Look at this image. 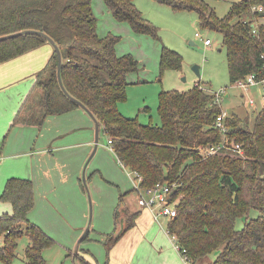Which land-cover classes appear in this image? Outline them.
I'll return each instance as SVG.
<instances>
[{
  "label": "trees",
  "instance_id": "trees-1",
  "mask_svg": "<svg viewBox=\"0 0 264 264\" xmlns=\"http://www.w3.org/2000/svg\"><path fill=\"white\" fill-rule=\"evenodd\" d=\"M155 1L176 11L196 12L199 27L222 35L231 84L251 73L258 79L264 77V25L255 22L264 10H252L258 6L264 9V0L234 2L223 17H218L206 0ZM102 2L118 22H127L133 32L161 43V74L181 67L182 57L162 44L158 28L143 17L134 0ZM22 30L42 31L54 40L61 53L64 88L92 112L101 131L113 142L119 163L142 176L141 186L152 187L163 181L175 185L172 199L177 200V213L166 228L185 250L189 264L209 255L214 258L206 264H264V105L251 123L249 117L227 115L228 146L207 157L206 149L223 141L215 127L222 107L215 94L204 87L161 91L159 125L143 124L119 111L118 103L126 99L128 75L138 72V62L131 54L117 55V36L98 35L92 0H0V37ZM43 44L49 43L34 34L2 39L0 64ZM51 48L47 63L34 75L35 87L43 95L35 105L28 99L21 116L22 121L37 126L48 115L80 108L59 86L57 56ZM232 144L240 146L241 154L232 150ZM0 200L12 207L10 214L0 215V264H11L16 258L22 236L28 238L22 264H45L43 251L53 240L28 219L34 206L32 181L8 178ZM122 205L120 195L115 221ZM251 210L258 211L255 218H249ZM123 211L124 227L115 226L112 233L105 234L107 255L134 226L138 215L126 208ZM241 217L245 222L237 229L236 220ZM78 259L80 264H96Z\"/></svg>",
  "mask_w": 264,
  "mask_h": 264
},
{
  "label": "rangeland",
  "instance_id": "rangeland-1",
  "mask_svg": "<svg viewBox=\"0 0 264 264\" xmlns=\"http://www.w3.org/2000/svg\"><path fill=\"white\" fill-rule=\"evenodd\" d=\"M229 1H210L218 17H223L228 12ZM134 3L143 17L158 28L162 44L179 53L182 57V65L179 69H168L161 74L158 64L161 43L149 35L133 32L127 22H118L113 18L102 0H92V7L97 17V32L101 36L108 33L117 36L119 39L116 45L117 55L131 54L138 62V72L131 73L128 77L126 99L118 103V109L124 116L137 118L143 124L159 125L160 118L157 113L159 93L168 90L186 91L195 83H199L204 89L213 93L221 90L228 93L229 98H223L221 101V107L225 112H235L244 117L246 111L249 115L258 111V107L255 110L253 108L246 110L247 106L244 105L246 97L243 96L242 90L229 81L222 35L214 30L199 27L196 12L176 11L155 0H134ZM196 32L201 36L197 37ZM204 39H209L212 44L206 46ZM195 67H198L199 75L195 72ZM42 95L41 89H36L30 95L29 104L38 103ZM84 117L88 119L85 113ZM77 118L83 121L82 117ZM251 121L252 119L249 118V123ZM107 139L108 136L100 132L97 146L95 150L92 149L84 162L79 176L80 180H76V185L83 196L77 194V196L69 197L68 205L73 216L75 213L78 215L81 205L87 210V217L82 222L85 224V229L88 227L89 231L82 242L78 243V240L83 234L77 240L73 235L75 220L68 219L57 208V204L52 201L51 197H47L48 201L43 198L44 201L35 210L34 196L32 209L45 218L41 220L44 226L36 224L53 240V244L43 251L45 264H80L78 257H85V255L93 258L98 264L107 261L106 250L101 241L102 235L113 232L114 212L119 202V195L129 191L133 192L134 184L132 172L120 165L114 152L108 146ZM40 196L41 194L38 195V199ZM131 197L136 200L133 193ZM96 202H98L97 205ZM45 203L55 207L54 210L47 208L49 216L44 207ZM121 209L120 219L125 216L123 211L125 207ZM37 213H34L35 216ZM257 215L258 211L251 210L248 216L255 218ZM161 221L163 227L166 228L168 219L161 218ZM244 222L245 218H238L236 228L241 229ZM73 242L75 244L72 246ZM27 243L26 236L18 240L17 256L11 264H22L23 249ZM76 248L78 256L75 258ZM212 256L209 255L206 259L209 260ZM206 259L196 264H206Z\"/></svg>",
  "mask_w": 264,
  "mask_h": 264
},
{
  "label": "crops",
  "instance_id": "crops-1",
  "mask_svg": "<svg viewBox=\"0 0 264 264\" xmlns=\"http://www.w3.org/2000/svg\"><path fill=\"white\" fill-rule=\"evenodd\" d=\"M206 1L211 6V0ZM238 1L240 0H230L229 4L231 6L232 3ZM255 22L264 25V12L263 16L258 17ZM98 35L101 36L99 33ZM211 44L210 41V44L206 46ZM51 51L49 44H43L0 64V195L8 178L30 179L34 189L35 210L40 207V203L44 201L43 198L48 201L47 197H51L52 201L57 204V208L68 219L75 220L73 235L77 240L84 232L85 224L82 221L87 217V210L81 205L78 215L75 213L73 216L68 205L69 197L77 196V194L83 196L76 185V180H80L82 166L94 148V122L81 108L64 114L48 115L41 126L21 120L26 101L38 89L35 87L34 75L45 66ZM195 85L200 84L195 83ZM242 93L246 97V103H244L247 106L246 110L250 108L255 110L256 107L260 110L264 105V94L259 85L251 87L248 92L242 91ZM229 96L228 93H223L220 105L223 98H229ZM250 98L253 100V106L249 103ZM82 112L88 117L87 120ZM226 113L227 115L228 113L235 114L242 119L251 116L249 118L252 119L256 112L249 115L246 111L244 117L235 112ZM78 116L82 117L83 121H80ZM100 132H102L101 128H99V134ZM68 191L69 193L66 194ZM132 191L120 195H123L122 208L125 207L130 212H138L134 226L122 234L108 255L106 253L107 261L102 264H189L166 233L161 221L163 217L156 220L151 209L139 206L137 194L134 189ZM131 193L136 196V200L132 199ZM44 207L53 208V210L55 208L52 204L47 205L46 203ZM11 212V205L1 201L0 215ZM34 213L37 212L33 209L28 213L29 221L35 225L44 226V222H41L45 219L43 215L37 213L35 216ZM46 213L50 215L48 209ZM124 220V216L117 221L114 220V228L115 226L118 229L123 228ZM37 226L40 228L39 225ZM102 237L103 242L105 235ZM74 244L75 242L72 246ZM74 256L76 258L78 252ZM85 257L82 256L87 261L98 264L93 258L86 255ZM213 258L214 256L209 260L205 259L209 262Z\"/></svg>",
  "mask_w": 264,
  "mask_h": 264
},
{
  "label": "built area",
  "instance_id": "built-area-1",
  "mask_svg": "<svg viewBox=\"0 0 264 264\" xmlns=\"http://www.w3.org/2000/svg\"><path fill=\"white\" fill-rule=\"evenodd\" d=\"M252 10L262 12L264 9L262 6H258V7H253ZM196 36L200 37L201 35L198 32H196ZM204 44L209 45L210 40L204 39ZM234 84L244 92H248L251 87L259 85L262 90V93L264 94V77L258 79L256 75L253 73L248 74L244 78L237 80ZM222 93H224L223 90L217 93H214L216 96V102L219 105H220V96H222ZM249 103L250 105L253 106L252 98H250ZM226 116H227V113L222 110V112L216 118L215 127L220 130L222 137H223V141L218 147L206 149L205 156L207 157L215 154L221 148H226V146H228L227 144L228 140L225 135L227 129L224 123V119ZM107 144L110 147V149L113 151V142L111 141L110 138H108ZM231 148L233 151L239 154H241L242 152L240 146L237 144H232ZM130 172H132V175L134 176L133 189L137 194L138 205L141 207H146V208L151 209V211L153 212L154 218L156 220H159V218L161 217L167 218L168 221L173 219L177 213V210H176L177 200L172 199L173 188L175 185L168 181H163V182H157L152 187L143 188L141 186L142 176L136 171L130 170ZM164 229L166 233L170 236L175 248L181 253L184 260H186V257L183 254L185 250L180 248L179 245L176 243L175 236L171 235L169 231L167 230V228H164Z\"/></svg>",
  "mask_w": 264,
  "mask_h": 264
},
{
  "label": "water",
  "instance_id": "water-1",
  "mask_svg": "<svg viewBox=\"0 0 264 264\" xmlns=\"http://www.w3.org/2000/svg\"><path fill=\"white\" fill-rule=\"evenodd\" d=\"M24 34H34V35H38L42 38H44L52 47H53V50L55 51L56 53V56H57V79H58V83H59V86L62 90V92L73 102H75L77 105H79V107L81 109H83L88 115L89 117L93 120L94 122V126H95V138H94V150L97 146V143H98V139H99V128H100V125L97 121V119L94 117V115L92 114V112L82 103L80 102L79 100H77L76 98L72 97L67 91L66 89L64 88L63 86V83H62V79H61V75H60V72H61V65H62V58H61V53H60V50L57 46V44L54 42V40L49 36L47 35L46 33L42 32V31H38V30H22V31H19L17 33H13V34H10L8 36H3V37H0V40L2 39H6V38H10V37H14V36H18V35H24ZM195 72L197 73V75H199V70H198V67H195ZM94 152V151H93ZM84 175V173H83ZM84 178V177H83ZM89 228L87 227L83 233V235L80 237L79 242H81L82 238L87 234ZM77 252V248L75 250V253ZM74 253V254H75Z\"/></svg>",
  "mask_w": 264,
  "mask_h": 264
}]
</instances>
